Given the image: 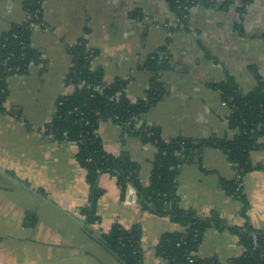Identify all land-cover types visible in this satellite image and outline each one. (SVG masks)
<instances>
[{
  "label": "crops",
  "instance_id": "crops-1",
  "mask_svg": "<svg viewBox=\"0 0 264 264\" xmlns=\"http://www.w3.org/2000/svg\"><path fill=\"white\" fill-rule=\"evenodd\" d=\"M209 1L216 6L192 8L186 27L169 0L44 1L45 26L35 28L31 40L45 63L8 80L6 113H0V264H122L99 238L114 223L142 229L143 264H166L156 247L164 234L184 228L144 209L132 187L123 194L108 174L100 178L101 222L88 227L83 210L89 186L77 160L79 148L44 137L40 129L52 121L58 100L74 93L66 83L71 50L84 41L97 52L92 69L101 70L106 83L127 81L133 102L148 89V59L166 54L169 66L160 78L165 95L144 117L163 140L197 144L232 138L229 107L213 85L231 78L248 94L264 81V0L245 5L232 0L226 10L218 9L226 0ZM26 18L23 0H0V39ZM99 135L108 154L127 153L138 163L140 181L149 185L155 148L113 121L102 122ZM251 160L263 168L243 179L249 205L243 214L242 202L221 185L236 177L227 154L210 147L200 155L187 152L177 178L180 208L197 216L218 214L228 228L264 231V149ZM244 251L235 234L214 227L206 231L197 257L204 264H231Z\"/></svg>",
  "mask_w": 264,
  "mask_h": 264
},
{
  "label": "trees",
  "instance_id": "trees-1",
  "mask_svg": "<svg viewBox=\"0 0 264 264\" xmlns=\"http://www.w3.org/2000/svg\"><path fill=\"white\" fill-rule=\"evenodd\" d=\"M44 1L23 0L26 21L12 25L0 39V113H6L8 80L17 75H27L33 65L45 63L31 40L35 27L45 26ZM235 1L245 5L248 0ZM169 3L179 18V25L184 23L185 27L192 8L216 6L209 0H169ZM232 3V0H226L218 5V9L226 10ZM71 56L73 62L66 83L75 91L58 100L52 121L40 131L44 137L58 142H73L79 148L77 160L86 171L89 186V205L83 210L88 227L101 222L97 214V204L104 194L100 178L108 174L116 178L123 194L132 187L144 209L155 216L169 218L184 228L182 232L161 237L156 254L166 264H204L197 257V251L206 231L214 227L228 229L235 234L245 250L240 257L232 259L231 264H264V231L250 225L228 228L218 214L197 216L193 211L180 208L177 196V178L183 156L187 152L200 155L205 147L218 149L227 154L236 169L235 179L223 181L222 188L242 202V213L246 214L249 205L243 192V179L248 173L263 168L253 164L251 154L264 149V81L248 94L240 92L231 78L213 85L229 107L228 126L235 131L232 138H214L197 144L184 139L165 141L144 117L165 95L160 78L169 66L166 54H153L144 65L150 76L149 86L144 98L136 102L127 98V81L106 83L103 72L92 69L97 52L89 50L84 41L71 50ZM13 115L20 118L19 112H13ZM104 121L115 122L126 134L137 136L144 144L155 148L149 185L141 183L140 166L127 153L113 156L104 150L99 135L100 124ZM99 238L122 264H143L142 229L139 226L126 229L120 223H114Z\"/></svg>",
  "mask_w": 264,
  "mask_h": 264
},
{
  "label": "built area",
  "instance_id": "built-area-1",
  "mask_svg": "<svg viewBox=\"0 0 264 264\" xmlns=\"http://www.w3.org/2000/svg\"><path fill=\"white\" fill-rule=\"evenodd\" d=\"M35 28H37V27H35ZM191 262H193V261H191Z\"/></svg>",
  "mask_w": 264,
  "mask_h": 264
}]
</instances>
